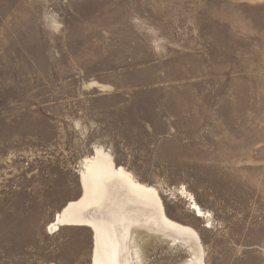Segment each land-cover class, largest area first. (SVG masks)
<instances>
[{
  "label": "rangeland",
  "instance_id": "1",
  "mask_svg": "<svg viewBox=\"0 0 264 264\" xmlns=\"http://www.w3.org/2000/svg\"><path fill=\"white\" fill-rule=\"evenodd\" d=\"M102 83L134 110L159 86L175 134L119 126ZM95 147L197 236L142 264H264V0H0V264H91L92 231L50 223Z\"/></svg>",
  "mask_w": 264,
  "mask_h": 264
},
{
  "label": "bare ground",
  "instance_id": "2",
  "mask_svg": "<svg viewBox=\"0 0 264 264\" xmlns=\"http://www.w3.org/2000/svg\"><path fill=\"white\" fill-rule=\"evenodd\" d=\"M78 175L80 198L54 215L50 230L89 228L93 242L91 264H132L131 259L142 264L147 253L145 242L154 244L160 232L197 241L191 229L165 216L153 187L139 183L123 167L116 166L101 147H95L92 157L82 161ZM191 206L196 217L204 216L195 202Z\"/></svg>",
  "mask_w": 264,
  "mask_h": 264
},
{
  "label": "crops",
  "instance_id": "3",
  "mask_svg": "<svg viewBox=\"0 0 264 264\" xmlns=\"http://www.w3.org/2000/svg\"><path fill=\"white\" fill-rule=\"evenodd\" d=\"M104 89L103 98H112L117 96L121 100L114 103L111 107L105 106L102 109L103 112L109 110L120 111L122 114L119 117L118 125L127 126L137 121L142 124L144 129H147L149 133L155 134V141H165L167 138L175 134L173 128V121L175 120L174 114H169L170 109L168 104L164 101L163 95H161V88L155 84V105L152 104L143 105L141 108L134 110L129 105L131 104V96L127 90L118 89L115 84L102 83L100 84ZM145 89H141L143 91ZM97 104V103H96ZM99 104V103H98ZM99 110V109H97ZM130 113H133L132 115ZM105 115V114H104Z\"/></svg>",
  "mask_w": 264,
  "mask_h": 264
}]
</instances>
